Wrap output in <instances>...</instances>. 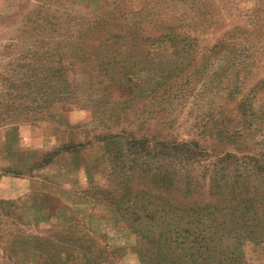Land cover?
I'll use <instances>...</instances> for the list:
<instances>
[{"label": "rangeland", "instance_id": "1", "mask_svg": "<svg viewBox=\"0 0 264 264\" xmlns=\"http://www.w3.org/2000/svg\"><path fill=\"white\" fill-rule=\"evenodd\" d=\"M263 168L264 0H0V264H264Z\"/></svg>", "mask_w": 264, "mask_h": 264}, {"label": "trees", "instance_id": "2", "mask_svg": "<svg viewBox=\"0 0 264 264\" xmlns=\"http://www.w3.org/2000/svg\"><path fill=\"white\" fill-rule=\"evenodd\" d=\"M228 157H232V155H228ZM264 169V168H263ZM253 174V170H247V172L245 173L244 172V180H247L246 179V177L248 176H251ZM241 175V174H240ZM243 176L241 175V178H242ZM240 178V179H241ZM227 180V179H226ZM239 180V179H238ZM239 188V187H238ZM238 188H236V189H234V191H236ZM241 190L239 191V190H237L239 193H240V195L242 194V193H244V195H245V198H246V204H247V206L245 205L244 206V210H248L249 212L251 211V209L249 208V206L251 207V206H254L251 202H253V203H256L255 201H254V199H252V197H253V195H252V192L251 191H248V192H245V190H243L242 188H240ZM251 193V194H250ZM224 194H226V191L225 192H223V194L222 195H224ZM250 203V204H249ZM198 214H199V216H200V218L198 219V221H197V224L199 225L198 227H199V229L201 230V227L203 226V225H205L206 224V222H207V220H208V218H210V216H211V214L210 213H208V212H204L203 214H201V212H198ZM251 219H253V222H255L257 219L255 218V217H253V218H251ZM250 219L249 218H247V220H246V222H247V224L249 223L248 221H249ZM207 226H208V224H206ZM249 225V224H248ZM247 225V226H248ZM209 227H211V225L209 226ZM203 228H205V227H203ZM196 237H197V235H196ZM205 239V238H204ZM195 256V255H194ZM193 256V257H194ZM233 263H234V260H233ZM193 264H196V262L195 263H193ZM207 264H209V262H207Z\"/></svg>", "mask_w": 264, "mask_h": 264}, {"label": "crops", "instance_id": "3", "mask_svg": "<svg viewBox=\"0 0 264 264\" xmlns=\"http://www.w3.org/2000/svg\"><path fill=\"white\" fill-rule=\"evenodd\" d=\"M0 185H1V183H0Z\"/></svg>", "mask_w": 264, "mask_h": 264}]
</instances>
